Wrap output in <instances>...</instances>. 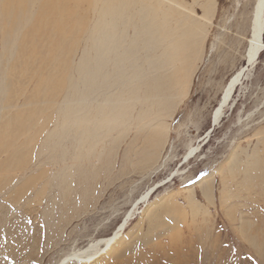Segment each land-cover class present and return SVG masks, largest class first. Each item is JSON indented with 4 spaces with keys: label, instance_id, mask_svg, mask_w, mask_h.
<instances>
[{
    "label": "rangeland",
    "instance_id": "obj_1",
    "mask_svg": "<svg viewBox=\"0 0 264 264\" xmlns=\"http://www.w3.org/2000/svg\"><path fill=\"white\" fill-rule=\"evenodd\" d=\"M157 2L169 12L166 37L134 51L133 68L122 61L128 74H140L125 91L137 98L120 108L119 119L127 120L118 127L124 129L114 130L116 140L106 138L94 178L82 177L65 192L47 182L52 173L41 145V119H57L55 108L64 101L59 95L56 103L47 102L53 92L44 93L43 86L35 94L15 58L0 54L1 71H21L14 74L18 90L12 87L10 95L8 84L0 94V129L19 112L34 113L26 128L0 130V264H56L88 241L111 235L152 187L111 248L85 264H264V49L218 123L212 122L224 85L247 64L256 0L150 3ZM82 9L90 25L95 15L86 4ZM84 39L62 55L73 66ZM167 55L173 59L167 61ZM57 73L49 65L42 76ZM116 85L109 94L104 87L93 90L81 112L91 116L97 102L117 94ZM35 95L39 98L31 101ZM191 146L197 150L185 161Z\"/></svg>",
    "mask_w": 264,
    "mask_h": 264
},
{
    "label": "bare ground",
    "instance_id": "obj_2",
    "mask_svg": "<svg viewBox=\"0 0 264 264\" xmlns=\"http://www.w3.org/2000/svg\"><path fill=\"white\" fill-rule=\"evenodd\" d=\"M151 1L0 0V54L15 58V65L22 68V72H17L31 77L32 91L35 94L43 86L44 93L53 92L49 101L43 97L45 101H54L59 95L61 101H64L63 105L59 101L55 108L57 119H41V122L46 121L43 122L42 129V151L49 158V170L52 173L46 180L52 181L63 191L75 188L72 185L82 177L94 178L98 171L93 170L98 169L96 165L105 158L106 138H112L116 128L119 133L124 129L123 126L118 127L127 120L119 119L122 116L120 108L137 98H129L125 91L137 82L140 74H128L122 61L125 59L131 66L135 59L132 57L134 51L137 52L140 46L154 47L159 39L167 35L163 25L169 12L163 9L161 2L153 6ZM84 4L95 15L90 25L86 23L87 13H83ZM159 12H164V18L158 19ZM251 22V36L245 56L247 64L234 72L224 85L219 104L212 114L213 125L218 123L223 107L231 99L245 71L253 66L256 56L264 49V39L261 37L264 27V0H256ZM83 31L84 49L73 66L72 60L62 55L78 47L84 37L81 35ZM40 38L49 42L47 49L37 45ZM172 59V55H167V61ZM37 60H40L38 67L34 65ZM49 65L58 72L54 78L51 75L42 76V72H46ZM133 67L132 64L131 68ZM17 72L12 68H7V71L0 69V94L6 91L8 84L11 87L10 95L12 87L18 90L19 85L15 86L17 79L14 80ZM114 84L118 87L117 94L106 96L107 98L97 102L91 116L81 112L83 108H88L86 99L93 90L104 87L109 94ZM38 98L36 95L32 96L31 101ZM57 101L55 99L54 103ZM71 102L74 103L73 107ZM171 104L173 101H169L167 106ZM33 110L35 112L36 109ZM59 112L62 119H59ZM23 115L27 119H22ZM32 115V110L17 113L12 124L1 125V132L26 128L33 120L28 119ZM23 120L25 124H21ZM51 122L52 126L48 127ZM207 136L208 132L205 137ZM115 138L112 139L116 140ZM196 150V146H191L184 160H188ZM104 162L106 167L111 166L110 160ZM152 189L153 187L133 202L132 208L111 235L88 241L84 247L62 256L56 264H66L70 260L91 263L105 253L120 236L137 205L147 200Z\"/></svg>",
    "mask_w": 264,
    "mask_h": 264
}]
</instances>
